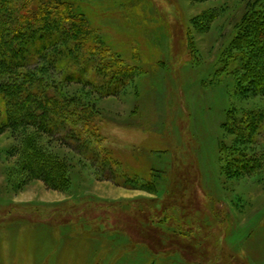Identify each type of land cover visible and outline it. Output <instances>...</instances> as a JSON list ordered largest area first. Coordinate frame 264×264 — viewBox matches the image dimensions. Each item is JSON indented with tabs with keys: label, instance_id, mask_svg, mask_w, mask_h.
Here are the masks:
<instances>
[{
	"label": "rangeland",
	"instance_id": "1",
	"mask_svg": "<svg viewBox=\"0 0 264 264\" xmlns=\"http://www.w3.org/2000/svg\"><path fill=\"white\" fill-rule=\"evenodd\" d=\"M83 2L133 68L114 96L65 92L94 106L91 144L118 164L32 129L0 135V264H264V95L241 93L234 76L264 0ZM244 114L261 118L248 141L228 131Z\"/></svg>",
	"mask_w": 264,
	"mask_h": 264
},
{
	"label": "trees",
	"instance_id": "2",
	"mask_svg": "<svg viewBox=\"0 0 264 264\" xmlns=\"http://www.w3.org/2000/svg\"><path fill=\"white\" fill-rule=\"evenodd\" d=\"M83 1L0 0V135L32 129L78 155L90 154L95 164L113 167L118 163L109 153L91 144L99 139L98 112L81 96L76 98L65 90L75 83L95 89L101 96H114L117 77L127 75L133 67L102 41ZM247 21L239 47L248 56L237 65L235 86L246 95H264V72L254 71L260 67L254 53L264 52V5ZM87 76L108 79L111 88L98 87ZM248 116L244 114L242 122L231 120L228 126V131L239 132L245 141L261 129V118L253 115L246 122ZM73 141L78 142L74 148ZM245 161L249 165L244 168L252 170L254 167H247L250 161ZM26 171L50 187L43 171L38 174L30 167Z\"/></svg>",
	"mask_w": 264,
	"mask_h": 264
}]
</instances>
